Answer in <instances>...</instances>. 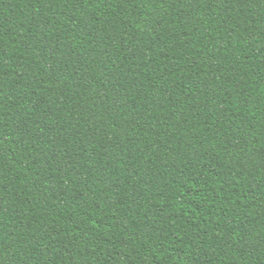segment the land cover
<instances>
[{"label": "trees", "instance_id": "16d2710c", "mask_svg": "<svg viewBox=\"0 0 264 264\" xmlns=\"http://www.w3.org/2000/svg\"><path fill=\"white\" fill-rule=\"evenodd\" d=\"M0 264H264V0H0Z\"/></svg>", "mask_w": 264, "mask_h": 264}]
</instances>
